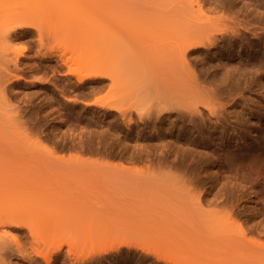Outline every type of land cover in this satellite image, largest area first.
Returning <instances> with one entry per match:
<instances>
[{
  "label": "rangeland",
  "instance_id": "1",
  "mask_svg": "<svg viewBox=\"0 0 264 264\" xmlns=\"http://www.w3.org/2000/svg\"><path fill=\"white\" fill-rule=\"evenodd\" d=\"M102 1L103 0L95 5L97 2L96 0H29V3L26 4L25 2L26 6L20 10L24 20L28 21L29 24L27 26H17L15 29L10 30L13 37L20 43L19 46L25 47L26 55L21 57L19 67L17 68L14 67L13 62H8L6 58L2 60L3 63H7L6 65H9L11 69L15 71H13L14 73L12 76L6 78L5 86L8 89H6L5 92L7 102L5 105H7V108L4 105V100L0 98V107H2V109H0V183L4 185L5 177L12 176V179H6L5 186L15 185L14 195H17V199L23 202L22 208H20V205L19 207L18 205L16 206L21 209L20 213H22L21 215L24 217L23 221L27 223L31 222L37 232L40 230V233H38L39 235L41 234V230H46L44 231V235L45 232L49 233V238L47 240H50L48 248H46L45 251L46 253L48 251L53 253L55 250L54 248L61 246L64 249V253L72 247L75 248L73 250L77 251L75 252L76 254L79 252L81 257L82 254H84L85 258L82 257L84 259H81L83 262L81 260L82 263H79L80 261H74V263L77 262L75 264H264V38L261 39L259 38L260 36L255 37L253 34H249V40L251 39L250 43H256L251 46L253 50L251 47H245L240 50L239 53L237 52V49H239L237 47L234 51L235 53H227L226 51L222 53L219 49H214L210 54L211 56H209L211 70L218 73V78H222V73L227 74L228 70L234 73L233 77L229 79L230 81L227 80L225 86L220 89V96L218 95V99H215L217 101H213L215 103L219 101V103L224 105L222 107L223 109L221 108L223 115H219L222 119L218 117L222 122L219 120L218 123L217 120H215L217 116H210V113L208 114V111L204 110V115L206 114L204 117L207 121L209 120L207 123L210 124L202 126L200 124L197 125V123H190L188 124V128L195 125L194 130L192 127L189 129L193 134L191 135V132L188 133V131L185 135L181 133L179 128H174L173 132L170 130L168 131L170 128V117L166 116L167 120L165 119V121L167 123H164L162 126H164V128H169L165 130L166 135L163 138H159H162L163 141L165 140L168 144L172 141H175L174 143L177 141V143L175 145L173 143V145L170 144L172 148H175H169L170 153L171 150H173L172 153H176H171L172 155H170V158L172 156L176 157L171 158L172 160L175 159L172 162L174 166L169 165L172 160L168 157L167 161L170 162H168V165L171 167V170H167L169 166H167L166 169L164 168V170L170 171L169 173H171L173 167L177 171V166H179L180 168L178 170L182 171V173L183 170H186V173H183V176L180 175V178L183 180L187 179V181L189 179V181L182 184V180H179V177L177 178L178 180L175 178V176L177 177L175 173L171 174V176L175 174L172 180L175 178V181L177 180V183H180L179 185L176 184V182H172L169 176H167L169 177L168 180L170 179L172 184L170 181L168 182L171 185L166 183V179H161L164 181L163 184H167L169 187L175 183L176 186H172L173 189L180 186L178 188H182L181 192L176 191L177 194L176 192H171L173 190H170L167 185H164V187L162 186L163 181L160 182V175H158V179L155 178L158 172H156L157 174L155 173V176H148L152 179L154 177L155 180L149 181L150 178H143V181L144 186L147 188H149V184H152L154 188L150 186V189L155 190V187H158V189H156L157 191H161L163 188V190L167 191L165 189V186H167L166 188H169L168 191L171 192L167 191L171 194L172 203L169 201L168 204H170L165 206L163 200H157L158 203L153 200L154 198H161L153 196H148L149 198H147L146 196L144 198H147L150 203H148V200L144 199L142 200L143 204L141 206L144 207L151 204L152 212L150 211V206L149 208L144 207L145 209L147 208V211L143 209L142 213H140V210H142L140 209L141 207L137 214H133L132 212H128L127 214L126 211L127 215L131 213V217L132 214L137 217L140 215V217H138L140 221L142 220L141 215H144L141 224H138L139 219L137 218L136 221L132 219V223L130 222L131 224L128 223V225H126L125 222L130 221L131 217L129 216L130 218L128 217L127 220L125 214H122L124 212H121L122 215L118 214V205H115V203L118 204V202L115 197H110V194L104 195L103 192L100 193V196L97 197L96 195L91 198V200H88L85 196H82L83 194H79V191L71 186V180L68 181V179L71 178L70 175L73 174V164H71L73 162L78 161V163H80V161H82V163H85V161L88 160L90 162L93 161V163H96V161H98L97 163L108 161V163L111 162L110 164H112V162L113 164H119V161L122 159L120 162L122 164L128 160L126 157L129 153L132 154L134 152L137 154L138 149H141V147L139 148L136 145H144L146 149L150 146L148 150L151 151V145H153V149L155 148V150L161 145H158L160 140L157 137H155V139L144 138L137 141L134 138H136L138 134L135 132V135L129 136L126 127L123 132L117 131V133H114V129L111 130V127L108 125V123L112 121L115 122L114 116L111 114L107 115L104 109L102 111L98 109L97 113H93L97 110L96 106H92V109H85L86 102L93 104L95 101L99 100L101 102L112 101L113 103L115 101L114 104H121L119 103L120 96L116 94L117 91L109 92V86L101 93H93L92 90L97 84L89 80V82L83 85L84 88L77 89L80 85L79 76L81 75V78H85V74L91 71L88 61L94 54L95 47L97 46V42L91 33L95 20H97L99 13L104 11L103 9L106 6L100 4ZM115 1L119 2L116 3ZM115 1H112V6L108 5L110 8L109 10H115L117 4L120 6L122 5L123 8L129 5L130 9L134 10L135 8V14H132L134 17L139 13L141 14L134 19L137 21L139 19L142 22L144 20H151L150 22H153L154 19H156V21L159 19L161 22L162 20L163 22L167 20L168 22L172 19L171 22L175 21L174 24H179L192 18L195 19L199 17L198 15L200 14L197 13L199 6H203V10L200 11L201 14L203 13L205 15V12H207V17L211 16V18L214 17L215 19L223 16L228 17L232 14L229 10H226L227 12L224 11V9L220 11V8L214 10L216 7L215 5H217V0H200L201 4L195 3L194 5H197L195 7L193 6V8L190 4L188 5L185 3L179 5L178 8L176 6L178 4L175 2L177 0H173L174 2L167 0L169 1L168 3L164 2V0H130L128 4L127 2H129V0H125L122 4L120 2L124 0ZM241 1L242 0H237V3L240 4L236 6V10L242 5L241 3H251L252 6L254 5L250 0ZM156 2H158V4H156ZM39 7L46 10L53 8L61 11L59 14L61 16L59 17V21H61V24L64 23V26H70V30H68V32L70 31L68 33L70 40L68 38L66 39V37L62 40L60 38H58L60 40H53V33V35L51 34L52 36H48L50 35L49 32H52L51 28L53 27L51 24L54 25V21L52 23V21L47 19L48 16L45 17L43 16L44 14H40L38 10ZM173 8L177 9V11ZM170 9L173 10V12L175 11L176 14L170 11ZM138 10L141 11L139 12ZM187 10H190L188 11L189 14ZM211 10L215 12L213 11V13ZM41 11L43 12V10ZM122 11L124 10L122 9ZM131 11L132 10H129L130 13H133ZM137 11L139 13H137ZM185 11L186 14L184 13ZM123 13L125 12H122V14ZM160 13L163 15H160ZM113 15L115 17V14ZM117 15L120 16V14ZM168 16H171V19ZM117 18L118 17H116V19ZM214 18L213 20H215ZM57 20L58 19L55 18V21ZM118 20L125 21V19L122 20L120 17L116 21ZM127 20L128 19H126V21ZM130 20L131 19L128 21ZM179 20L181 21L179 22ZM59 21H57V23H59ZM140 21L138 22L140 23ZM145 21L143 23H145ZM171 22L167 23V26L170 27L173 23ZM57 25L58 24H55V26ZM259 25V23L254 22L253 27H261L262 30L259 29L258 33H264V26ZM169 27H167V29L173 28L174 30L176 28ZM57 28L59 27L57 26ZM57 28L55 27V29ZM165 29L166 28L163 27L162 30L158 29V31H154L153 35L156 36L155 41H157L155 45L151 44L155 42V36H153V39L151 38V40H149L150 42L144 40L148 39L145 37L146 35L139 36L140 39L138 43L140 45L143 44V46L144 44H148L147 46L149 47L145 46L148 51L144 50L142 46V48L140 47L138 49L137 46L135 50L138 49V51L135 52V50H133V54L138 55L139 53H143L140 54L141 58H146L147 60L154 56L159 58L158 56L160 54H157V50L152 51H155V54L150 52L151 49L156 47L159 52H163L164 50L160 47L159 43H168L169 41L172 44V42L181 41V38L176 36L175 39H167L161 42L162 39L160 38H162V35L166 36L165 32L169 33V31H172ZM140 30L141 32L138 28L137 31L136 29L133 31L139 34L144 31L145 33L143 34H147L144 29ZM62 31L64 32L65 30ZM57 32L60 33L58 30L56 33ZM175 32L176 31L172 33ZM160 33H162V35ZM116 34H118L116 35L117 37L122 36L121 32H117ZM40 35L45 37L41 44L39 43ZM1 36L2 34H0V37ZM48 37L52 38V40L50 38L48 39ZM141 37H145L144 39L142 38L144 41H140ZM136 42L134 43L136 44ZM175 43H173V45ZM131 45L132 43H130V46ZM84 50H87V52ZM1 51H3L2 44H0V53ZM81 51H83V54ZM88 51L92 52L88 53ZM4 53L8 54V59H10V51H5ZM50 53H53L55 57H49V59L46 60L42 58L44 54L47 56ZM148 54L152 57L150 58ZM161 54L164 55L163 53ZM62 55L70 62L69 65L73 66L76 75L70 73L69 68L65 65L60 68L62 62H60L59 57ZM142 61H139L141 65L145 63ZM148 63L151 67H155V69L158 66H155L157 64L156 61L150 62L149 60ZM255 63L257 65L260 63L258 66H261V71L260 69H256L258 66L255 65ZM250 64L254 65L251 66ZM149 65L145 63V66ZM150 66L149 68L151 69ZM255 66L256 68H253ZM251 67L253 69H251ZM255 69L258 72H256ZM52 70H57V72H53ZM77 73H80L78 77ZM106 81V84H109L108 80ZM228 82L231 83H229L230 86H227ZM217 83L219 82L216 81V84ZM133 87L135 89L139 86L136 84V86ZM122 98L124 100L123 103H125L124 105L129 103L127 106L129 105L131 107V104H134L132 107L135 106L136 100L134 98H131L132 101L134 99L133 102L131 101L132 103H130L129 98V101H125L124 97ZM127 106L123 107L130 108ZM3 108L9 110L7 114H5ZM214 120L216 124H214ZM212 121L214 122L212 123ZM221 124H224V126ZM219 125L221 126L219 127ZM205 130L207 131L205 132ZM118 132L123 136L120 139V134L118 135ZM125 132L127 133L126 135ZM196 133H198V135ZM105 134L107 136L111 134L112 137L111 135L107 137ZM114 134L116 135L115 137L118 135V139L116 138L117 140ZM201 134L203 135L201 136ZM196 136L197 138L199 136V138L197 139ZM137 138L140 137L138 136ZM133 139L135 144L132 142ZM123 140H125L126 145ZM167 140H169L170 143ZM117 141L118 143L120 142V144L123 142L122 144L125 147L131 143L133 147L130 148L131 145L128 146V149L124 150V152L122 151L124 154L122 152L121 154L117 146L119 145L118 147L122 148V150L124 147H122V144L121 147L120 144L117 145ZM165 142L162 143L164 144ZM149 143L153 144L149 145ZM193 143L195 145H193ZM154 144H157V147H155L156 145ZM178 147H181V149L179 150ZM109 148L112 152L109 151ZM191 148L193 150H191ZM184 149L186 151H184ZM155 150H153L152 153L155 152ZM190 150L193 152L191 153ZM115 151H118L116 157L112 154ZM119 153L121 155H119ZM143 153L142 159L146 157L145 151H143ZM135 154L133 155L137 156ZM178 154L180 155L178 156ZM118 155L119 157L121 156V159L118 158ZM134 156L131 155L127 157L129 159L131 157L132 160L134 159V162L131 161V159L128 160L129 162L131 161L129 165L131 164L133 167L136 166V168L140 167V169H142L147 162L149 163L151 161V164H154L153 160H157L155 156L153 159L150 157V161L147 157L145 160L148 159V161H142L141 159L140 162L143 165H140L141 163H138V159V164L136 163V158L140 157L134 158ZM112 157L116 159H111ZM179 157L180 160H178ZM156 160L154 161L156 162ZM179 161L182 162L179 164ZM148 163L146 165L150 166ZM176 163L178 165H176ZM182 163L186 166L183 165L184 167H182ZM125 165H128L127 162ZM138 165L140 166L138 167ZM170 167L168 169H170ZM161 170H159V174ZM167 171L165 172L166 175L168 173ZM176 171L173 170V172ZM180 173L181 172H179V174ZM147 181L149 184L147 183L146 185ZM60 182L63 183V186L60 185ZM69 183L71 185H68ZM157 185H161L163 188L161 186V188H159ZM187 188L189 190H187ZM184 189H186L188 193L190 191V193H183L185 192ZM102 194L104 196L107 195L109 198L107 199V197H104V199H102ZM172 194H174L175 197L172 196ZM178 194L183 195L178 196ZM176 196H178L177 199ZM170 197L169 200H171ZM131 200L130 202H132V204L130 203L131 206L129 207H131V209L129 210H132L136 205V203ZM197 202H200L201 205ZM161 205L165 207H160ZM170 205L172 207H170ZM173 206H175L176 209H174ZM135 207L138 206L136 205ZM166 207H168L167 209L169 210H165ZM182 207L184 208L182 209ZM157 209L159 211H157ZM163 209L166 211L165 213ZM132 211L135 212V209ZM123 216L125 219H123ZM6 227L15 232L17 236H21L20 238L23 242L28 243L30 241L27 229L19 228L14 224H7ZM27 240L29 241L27 242ZM95 250H102L103 252L101 251L100 254L92 253ZM63 256L59 259L54 258L53 264H68V262H65L68 260L63 259ZM12 261L13 264H33L29 260L20 257L19 254L16 255V253L13 255Z\"/></svg>",
  "mask_w": 264,
  "mask_h": 264
},
{
  "label": "bare ground",
  "instance_id": "2",
  "mask_svg": "<svg viewBox=\"0 0 264 264\" xmlns=\"http://www.w3.org/2000/svg\"><path fill=\"white\" fill-rule=\"evenodd\" d=\"M43 1H45V0H43ZM96 1L97 2L95 3V5L99 2H101V0H96ZM112 1H115V0H111V1L103 0L102 3H100V4L106 5L105 7L107 8L108 5L112 6ZM170 1L174 2L175 0L174 1L170 0ZM250 1L253 2V4H254L253 6L251 5V3L250 4L249 3H241L242 5L240 7H238L236 10L235 9L236 6L238 4H240V3H237V0H217V3H216L217 5H215L216 7L214 6L215 9L213 7L214 10H216V8H218V9L220 8V11H223L222 9H224V11L229 10V12H232V14L230 16L227 15L228 17L223 16V17L218 18V19H215L213 17L215 19V20H213V18H211V16L207 17V15H206L207 12L204 11L206 16L203 13L201 14L200 11L203 10V6L202 7L199 6L201 4L200 0H177L175 2H177L178 5H176V6L178 8H179V5H181L182 3L188 4V5L190 4V6H192V8H193V6L195 7L197 4H199L198 5L199 8H198L197 13L200 14V15H198L199 17H197L195 19L192 18L186 22H182L179 24L178 23L174 24L175 21H172L173 22L172 23L171 22L172 19L170 18L171 16L170 17L168 16L171 19L168 22H167V20L165 22H163V20H162V22H161V21H159V19H157V21H156V19H154L155 22L154 21L150 22L151 20H149V21L146 20V21H148V22H146L144 20L146 23L145 24V23H143L144 21L142 22L138 19V21H140V23H139L134 18L141 15L139 13L141 10H138L139 12L137 11V13H139V14L137 15V13H136L137 16L134 17V15H132V14H135V12H134L135 8H134V10L130 9L129 5L124 6V8H123L122 5L120 6L118 4L117 5L115 4L117 6V8H119V9L116 8L118 11L116 9L115 10H109L110 9L109 6L107 9L104 7V9H103L104 11L100 12L98 17H97V20H95V24L93 25V31L91 33L97 42V46L95 47L96 48L95 52L93 51L94 54L92 56L89 55V56H91V58H89V61H88L90 63L89 66L91 67V68L89 67V69L91 71L90 72L88 71L89 73L85 74L86 80H85V78H81L80 77L81 75L79 76L80 85L77 87V89L84 88L83 85H85V83L89 82V80H90V81L95 82L97 84L95 86V88L92 90L93 93L94 92H96V93L100 92L101 93L108 86H109V92L116 90L117 91L116 94L118 96H120V98H119L120 102L119 101L118 102L121 104H118V103H117V105L114 104L115 103L114 100H113L114 103L112 101H109V102L108 101H104V102L102 101L101 102L99 100V101H95L93 104L86 102L85 109H92L93 108L92 106H94V107L96 106L97 110L95 108L96 111H94L93 113H97L98 109H101V111L104 109L107 115L111 114L112 116H114L115 122L112 121L113 123L112 122L108 123V125L111 127V130L114 129V131H115L114 133H117V131L123 132V130L126 127V129H128L127 133H129V136H133V134L135 132L138 134V135H136V138H134L137 141L144 139V138L155 139V137H157L161 143L159 141H157V142H159V144L157 142H155V143H157L158 145H160V144L161 145L159 147H157V144H154V145H156L155 147H157L156 150H155V148L153 149V145H151L153 143H149V145L152 146L151 147L152 151L155 150V152H153V153L151 150H148L150 148V146L146 149V146H144V145H142V146L136 145L139 148L141 147V149H138L137 154H135L134 152L131 154V153H129L128 150L127 151L129 153L128 156H131V155L134 156L133 154H135L137 156H134V158L140 157V158H136V160L137 159L139 160V162L137 160L136 163L138 162L139 164L141 163L140 160L143 158V155H144L143 151H145V156H146L145 158L148 157V159H149L150 157H152V159H153V157L155 156V157H157L158 161L156 159H154V160H156V162L153 160L154 164H151V161H150L151 159H149L150 162L149 163L147 162V163L150 164V166L146 165L147 163L145 164V162H144V164L146 166L144 165V167L143 166L142 167L143 168H145L147 166L148 167L145 168L146 170L143 168H142L143 169L142 170L139 167L140 165H143L142 163L140 165H138L139 168H136V166L133 167V165L131 166V164L129 165V163H131V161H133L134 159L132 160L130 157L131 161L129 162L128 160H130V159L127 158L128 156L126 155L127 156L126 159H128V160L127 161L123 160V161H125L124 162L125 164L127 162L128 165H125L124 163L121 164L120 162L122 159L120 158L121 156L119 157V155H121L124 152V150L128 149V146H130L131 143H130V145H127V147H125L122 144L123 142L125 144V140H123V142H121V144L123 145L122 147H124L122 150V148L118 147L119 146L118 144H120V142L118 143V141H117V143L116 142L115 143L118 145L117 146L118 150L120 149L119 152L121 153L123 151L121 154L119 153V155H118V158L121 159V160L119 159L120 161L118 160L119 164H117V163L113 164V162H112V164H110L111 162L108 163V161L103 162V163L102 162L97 163L98 161H96V163H93V161L90 162L88 160H86L85 163H82V161H80V163H78V161L73 162V163H71V164H73V174L70 175L71 178L68 177L69 178L68 181L71 180L70 182L72 183V185L70 183L68 185H71L72 187H74L76 190L79 191L78 192L79 194H83L82 196H85L88 200H91V198H93L96 195H97V197L100 196V193H103V192H104V195L110 194L109 196L115 197L116 201L118 202V204L115 203L116 206L118 205V210H119V211H117L118 214H121V212H124L122 214H125V217H127L126 218L127 220H128L129 216L131 217V213L129 215H127L128 212H132L133 214H137V212L139 213L140 209H142V210H140L141 211L140 213H142L143 209H145L144 207L149 208V206L151 204H149V206H144V207L141 205L143 204L142 200H144V199L148 200L147 198H149L150 196L161 198V199L154 198L153 200H155L157 203H158L157 200H163L165 206L170 204V203L168 204L169 201L170 202L173 201L172 197H170L171 194L168 193V192H170V191H168V189L170 188V190H173L171 192H176V191L181 192L182 188L181 189L178 188L180 186H178L177 188L175 187L176 189H178V190H176L174 188L175 191H174L172 186H174V185L176 186V184H178L177 178L178 177L180 178V175L183 176V173H186L185 172L186 170L184 171L183 169H181V170H183V173H182V171L178 170L180 167L177 166L178 167L177 171L181 172L180 174H179V172L176 171V169L174 167H173L174 169L172 168L171 173H169L170 171L169 172L167 171V170H171L170 166H174V164L172 162L175 160L174 158H176L175 156H172V157H174L173 158L174 160L171 159L172 157L170 158V155H172L174 152L172 153L173 150H171V153H172L171 154L169 148L170 149L175 148V147L172 148L171 145H173V144L175 145L177 143V141H176V143H174L175 141L174 142L172 141L170 143V141L167 140V141H169V143L171 145L168 144L167 142H165V140L163 141L162 138L166 135L165 130L168 129L169 127L164 128V126H162V125L164 123H167L165 121V119L167 120L166 116H168V117H170V121H169L170 128L168 129V131L170 130L173 132L174 128H179V130L181 131L182 134H185V133L187 134V132L189 131V129L191 127L193 128V130L195 129L194 128L195 125L188 128V124H190V123H192V124L197 123V125L200 124L202 126L206 125V124H210V123H207L209 120L207 121V119L204 117V116H206V114L204 115V110L208 111V114L210 113L209 114L210 116H213V115H215L214 117L217 116L216 117L217 119H215V120H217V122L219 120H220V122H222V120H221L222 118L219 117V115L222 114V109H223L222 107L224 105L222 103H219V101H218V103H215L217 101L215 99H218L217 97L219 95V92H221L220 89L225 86L227 80H229L233 77L234 73H232L228 70L229 72L227 71V74L222 73V78H218L217 77L218 73L213 72L211 70L212 68H211V65L209 62V56H211L210 54L212 53V50H214V49H219L222 53L225 51L227 53L228 52L233 53L238 47L239 49H237V52L240 53V50H242L243 48L251 47L252 44L254 45L255 42L250 43L251 42L250 41L251 39L249 40V34L250 33L253 34V36H255V37L260 36L259 38H261V39L264 38V33H261V34L258 33L259 29L262 30V28L261 27L260 28L253 27L254 22H257L260 25L264 26V11H260V10H264V0H250ZM25 2L27 4V3H29V0H27V1L26 0H0V34H2V36L0 37V44H2V46H3V51H1V53H0V98L2 100H4V105H5V103H7L6 97H5L6 89H8L5 86L6 85L5 83L7 80L6 78H9L10 76H12V74L14 73L13 71H15V70L11 69V67L9 65H6L7 63H3L2 60L6 58V60L8 62H13L14 67L17 68V67H19V62L21 61V57L26 55L25 47H20L19 46L20 43L10 33V30L15 29L17 26H27L29 24L28 21L24 20V17L20 11L22 8H24L26 6ZM118 2H116V3H118ZM122 2H125V0L121 1L120 3L122 4ZM164 2L168 3L169 1L164 0ZM42 3H44V2H42ZM128 3H130V0H129V2H127V4ZM195 3H197V4L194 5ZM123 4H126V3H123ZM136 4H137V2H136ZM156 4H158V2H156ZM202 4H204V3H202ZM163 6H165V5H163ZM176 6H175V8H176ZM139 7H140V5H139ZM168 7H170V6H168ZM98 8H100V7H98ZM175 8H173V9L177 11V9H175ZM184 8H186V7H184ZM40 9L43 10V12ZM120 9H121V11H120ZM122 9L124 11H122ZM38 10H39L40 14H42V15L44 14L43 16H45V17L48 16L47 19L49 21H52V23L54 21V25L51 24V26L53 27V28H51L52 32H49L50 35H48V36H52L54 34L52 36L53 40H55V39H57V40L61 39L62 40V39H65V37H66V39L67 38L69 39L68 33L70 31L68 32V30H70L69 29L70 26L69 25L64 26V23H62L63 24L62 25L61 21H59V17H61L59 14L61 13V11H59L58 9L55 10L53 8L46 10V9H43L40 7L38 8ZM129 10H132L131 12H133V13H130ZM195 10H197V9H195ZM54 11H56V12H54ZM112 11L115 13H113ZM170 11L173 12V10H171V9H170ZM188 11H190V10H187V13H188ZM217 11H219V10H217ZM217 11H216V13H217ZM122 12H125V13L122 14ZM112 13L115 14V17ZM161 13H162V11H161ZM161 13H160V15H163ZM184 13L186 14V11ZM117 14H120V16H118ZM175 14H176V12H175ZM222 14H224V13H222ZM124 15H126V16L128 15L127 17H129V18H127ZM180 15H178V16H180ZM194 15H195V13H194ZM154 16H156V15H154ZM116 17H118L117 19H119V17L122 20L125 19V21H121V20L116 21L117 20ZM182 17H183V15H182ZM216 17H218V16H216ZM50 18H51V20H50ZM55 18L58 19L57 21H59V23H57V21H55ZM173 18H175V17H173ZM209 18H211L212 20ZM126 19H128V20L131 19L133 21L127 20L128 21L127 22ZM135 20H136V22H135ZM176 20H178V19H176ZM180 21L181 20H179V22ZM170 22L172 23L170 27H174V28L176 27L174 30H173V28L171 29L169 26H167V23H170ZM165 23H166V25H165ZM55 24H58L57 26L59 28H57V26H55ZM54 26L57 29H55ZM67 27H68V29H67ZM163 27L166 28L165 30H168V31L172 30V31L171 32L169 31L170 34L165 32L166 36H163L162 33H160L162 35V38H160V39H162L161 42H163V40L166 41L167 39L168 40L169 39H175L176 36L181 38V41L172 40V41L177 42V43L172 42V44L169 41H168V43L163 42L162 44L158 42L160 44V47L164 50L163 52L162 51L159 52L156 47L154 49H151L150 52H152L153 50H155V51L157 50V52H158L157 54L158 55L160 54L159 56L157 55L159 58H156L155 56L152 57L148 54L150 58L152 57L151 59L148 58L150 60V62L151 61L157 62V64L155 66H157V65L158 66L155 69V67H151L149 65V63H148L149 60H147L146 58H144V59L141 58L140 54H143V53H139L138 54L139 58H138L137 54H133V52H134L133 50H135L137 46H138L137 47L138 49L142 46V47H144V50L148 51V49H147V47H149V46H147L148 44H146V45L144 44V46H143V44L140 45L138 43V40L140 39L139 36H145L146 35L145 37L148 39H144L145 37H141L140 41H142L144 39V40H148V42H150L149 40H151V38L153 39L154 38L153 36H155V35H153L154 31L155 30L158 31V29L162 30ZM167 27H169L170 29H167ZM138 28H139L140 32H141L140 29H142V30L144 29L147 32V34H143V33H145L144 31H142L143 33H140V34L133 31L134 29H136V31H137ZM55 30L60 31V33L59 32L56 33ZM62 30H65V31L63 32ZM129 30H130V32H129ZM174 31H176V32L172 33ZM117 32H121L122 36L117 37L116 35L119 34V33L116 34ZM132 33H134V34H132ZM87 34H89V33H87ZM72 36H75V35H72ZM158 37H157V39H158ZM44 38L45 37L43 35H40V39H39L40 44L44 41ZM49 38L50 37H48V39ZM58 38H60V39H58ZM50 39L52 40V38H50ZM71 40L74 41L73 39H71ZM136 40H137V42H136ZM155 40H156V36H155L154 41ZM91 41H93V40H91ZM134 42H136V44ZM156 42L157 41H155L154 43H151V44L155 45ZM130 43H132L131 46H130ZM173 43H175V44L173 45ZM145 46H147V47H145ZM138 49L135 50V52L138 51ZM140 50H143V49H140ZM252 50H253V48H252ZM5 51H10V59H8V57H9L8 54L4 53ZM84 51L87 52V50H84ZM155 51L152 53H155ZM81 52L83 54V51H81ZM90 52H92V51H88V53H90ZM253 52H255V51H253ZM161 53H163L164 55H162ZM161 55H162V57H161ZM252 55H253V53H252ZM144 56H145V54H144ZM49 57L53 58V57H55V55L53 53H50L47 56H46V54H44L42 58L44 60H46V59H49ZM145 59H146V62H145ZM59 60H60V62H62V65L60 66V68H62L63 65H65L69 68L70 73H73L76 75V71L73 69L72 65H69L70 62L65 59V56H63V55L60 56ZM142 60H144V61H142ZM139 61L145 62L147 65H149L151 67V69L149 68V66H145V63H143L141 65V62H139ZM150 64L153 65L152 63H150ZM143 65H144V68H143ZM253 65H251V66H253ZM255 65H257V64L255 63ZM258 65H260V63H258ZM253 68H256V66ZM253 68L251 67V69H253ZM256 69H258V70L260 69V71H261V66H258V68H256ZM256 69H255V71L258 72ZM262 69H263V67H262ZM52 71L57 72V70H52ZM78 74H80V73H77V77H78ZM106 80H108L109 84H106L107 83ZM216 81H218L219 83L216 84ZM229 83L230 82H228L227 86H230L231 83L230 84ZM136 84L139 87H136L134 89L133 86H136ZM228 89H229V87H228ZM127 93H129L130 95ZM121 96L124 97L125 101H129V99H130V103H132L135 99L136 100L135 106L132 107V105H134V104H131V107L129 105L127 106V104H129L127 102H126L127 104L124 105L125 103H123L124 100ZM121 98H122V102H121ZM131 98H134L133 101ZM126 99H128V100H126ZM213 101H215V102H213ZM121 105H123L124 107L125 106L130 107V108H124ZM5 106L7 108V105H5ZM134 108H135V110H134ZM0 109H2V107H0ZM3 109L5 111V114H7L8 113L7 111H9V110H7V109L5 110V108H3ZM83 113H84V111H83ZM218 117L221 119H219ZM88 119H90V118H88ZM223 120H225V119H223ZM94 121H95V119H94ZM214 121H212V123ZM223 122H225V121H223ZM214 124H216V121L214 122ZM221 125L224 126V124H221ZM221 125H219V127ZM202 126H201V128H202ZM208 127H210V126H208ZM219 127H217V128H219ZM206 131L207 130H205V132ZM190 132L192 135L193 134L192 131H189L188 133H190ZM127 133L125 132V135ZM167 133H171V132H167ZM112 134H113V132H112ZM196 134L198 135V133H196ZM110 135H108V136L110 137ZM118 135H119V139L123 137V136H121V133H119V132H118ZM118 135H117V137H118ZM194 135H195V133H194ZM202 135L203 134H201V136ZM115 136L116 135L114 134V137ZM138 136L140 138H137ZM199 136H198V138H199ZM111 137H112V135H111ZM117 137H115V139ZM159 137H162V138H159ZM196 138H197V136H196ZM134 139L132 142L135 144ZM176 140H177V138H176ZM119 141H121V140H119ZM126 141H128V140H126ZM162 142H165V143L163 144ZM143 143H144V141H143ZM190 143H192V142H190ZM121 144H120V147H121ZM132 145L130 146V148L133 147ZM193 145H195V144L193 143ZM147 146H148V143H147ZM180 149H181V147L179 148V150ZM191 150H193V149L191 148ZM191 150H190V152L192 153L193 151H191ZM109 151H111L110 148H109ZM184 151H186V150L184 149ZM99 152H97V153H99ZM115 152L112 153V154H114V157H116L118 154L117 153L118 151L116 152V154H115ZM184 153H186V152H184ZM125 154H127V153H125ZM174 154H176V153H174ZM180 154H181V152H180ZM180 154H178V156ZM107 156H111V155H107ZM168 157L172 160L171 161L169 159L172 164L169 161H167ZM201 157H203V156H201ZM145 158L142 159V161L143 160L148 161V159L145 160ZM111 159H116V158L112 157ZM184 159L186 160L185 157H184ZM184 159H182V160H184ZM178 160H180V157ZM168 162L170 163L169 164L170 166L168 165ZM180 162H182V161H179L178 163L180 164ZM176 165H178V164L176 163ZM183 165L184 164L182 163V167L186 166V165H184V166ZM167 166H169L170 169H168L169 167L167 168ZM164 168L165 169L167 168V170H164ZM161 169L164 171H162ZM156 170H158V171H156ZM159 170H161L160 174H159ZM173 170L176 171L177 173L173 172ZM166 171L168 172L167 175L165 173ZM156 172H158V174ZM146 173H147V175H146ZM155 173L157 174L156 175L157 177L155 176ZM173 173H175L177 175V177L175 176V174L171 176V174H173ZM168 174H170V175H168ZM152 175H154L155 178H157V179H158V175H160L161 177H164V178H161L159 176L160 182L163 181L164 179H166L167 180L166 183H168V184H169L168 181L171 182L172 177L175 176V178L177 180L175 181V178H173L172 182H176V184L174 183V185H172L171 186L172 188H171V187H169V185H171L172 182H171V184L167 185V184H163L164 183V181H163L162 186L164 187V185H167L169 188H166L167 186H165V189L168 192L163 190L164 188L161 185H157V186H159V188L162 187L163 189H161V191L160 190L157 191L156 189H158V187H155L156 189L153 190L154 188H153L152 184H149L147 181L146 185L148 183L150 186H152L153 189H150L149 185H148L149 188H147L146 186H144L143 178L144 179L150 178ZM187 175H188V172H187ZM148 176H150V177H148ZM167 176H169L171 178V180L170 179L168 180L169 177H167ZM185 177L187 178L186 174H185ZM188 177H189V175H188ZM155 178L154 177H153V179L150 178L149 181L155 180ZM6 179H12V176L5 177L4 185L2 183H0V264H13L12 257L15 253H16V255L19 254L20 257H23L25 260L26 259L29 260L33 264H53L54 258L59 259L64 254L65 255L63 256L64 257L63 259L68 260V261L64 260L65 262H68V264L69 263L75 264V263L79 262L81 259H84L85 255L82 254V257H84V258H82L79 255V252H78V254H76L75 252H77V251L73 250L75 248H72V247L70 249H68L66 251V253L63 252L64 249L61 246L54 248L55 250L53 251V253H50V251H48L47 253L45 252L46 248H48V245H49L50 239L47 240L49 238V233L45 232V235H44V231H46V230H41V234L39 235L38 233H40V230H38V232H37L36 228L32 226L31 222L27 223V222L23 221L24 217H23V215H21L22 213H20L21 209L18 208L19 205H20V208L23 207L22 206L23 202L20 201L19 199H17V195H14L15 194V191H14L15 185H12V186L6 185L5 186ZM161 179H163V180H161ZM179 180H182V182H181L182 184L187 181V179L183 180L181 178ZM188 181H189V179H188ZM178 182H180V181H178ZM65 183H67V182H65ZM60 185L63 186V183L60 182ZM181 187H186V186H181ZM98 189H100L101 191ZM96 190H98V191H96ZM187 190H189V189L187 188ZM187 190L184 189L185 192H183V193H186ZM177 192H176V194H177ZM189 193H190V191H189ZM193 193H195V192H193ZM174 194H172V196L175 197ZM104 195L103 194L101 195L103 197L102 199H104V197L105 198L107 197V195L106 196H104ZM179 195H181V194H178V196ZM5 196H6V198H5ZM146 196H147V198H144ZM178 196H176V199ZM3 197H4V199H3ZM153 197H151V198H153ZM169 197L171 198V200H169ZM108 198L109 197H107V199ZM132 198H134V199H132ZM2 200H3V202H2ZM130 200L135 202L136 205L138 206V207H135L136 206L135 205L134 208L132 207L133 208L132 210L135 209V212L132 210H129V209H131V207H129V206H131L130 203L132 204V202H130ZM151 202H152V200H151ZM180 202H181V200H180ZM184 202H186V201H184ZM111 203H114V202H111ZM148 203H150V201ZM157 203H155V204H157ZM159 204H161V203H159ZM198 204L201 205L200 202ZM17 205H18V207H16ZM112 205H114V204H112ZM162 205L160 207H165ZM116 206H114V207H116ZM110 207H111V204H110ZM114 207H112V208H114ZM170 207H172V206L170 205ZM173 207H174V209H176L175 206H173ZM150 208H151L150 211L152 212V207L150 206ZM167 208L168 207H166L165 210H169ZM183 208L184 207H182V209ZM115 210H116V208H115ZM172 210H173V208H172ZM126 211H127V214H126ZM157 211H159V210L157 209ZM163 211H164V209H163ZM175 211H177V210H175ZM165 212L166 211H164V213ZM178 212H179V210H178ZM133 214H132L131 218L129 217L130 221L125 222L126 225H128V223H130L132 221V219H133V221H136L137 218L140 217V215L137 217L135 215L133 216ZM141 216H142L141 221H143L144 215H141ZM125 217L123 216V219H125ZM141 221L139 219L138 224H141L142 223ZM7 224H14V225L18 226L19 228L27 229L28 233H29L28 237H30L29 238L30 241L27 240V242L29 241L28 243L23 242L22 239L20 238L21 236L20 237L17 236L15 234V232H13L11 229L6 227ZM46 236H48V237H46ZM101 251L95 250L92 253L100 254ZM74 261H77V262L74 263ZM81 261L79 263L83 262V261L82 262Z\"/></svg>",
  "mask_w": 264,
  "mask_h": 264
}]
</instances>
